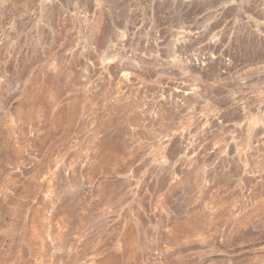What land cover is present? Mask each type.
<instances>
[{"label": "rangeland", "instance_id": "rangeland-1", "mask_svg": "<svg viewBox=\"0 0 264 264\" xmlns=\"http://www.w3.org/2000/svg\"><path fill=\"white\" fill-rule=\"evenodd\" d=\"M0 264H264V0H0Z\"/></svg>", "mask_w": 264, "mask_h": 264}, {"label": "bare ground", "instance_id": "bare-ground-1", "mask_svg": "<svg viewBox=\"0 0 264 264\" xmlns=\"http://www.w3.org/2000/svg\"><path fill=\"white\" fill-rule=\"evenodd\" d=\"M19 113V114H18ZM17 113V115H21L23 116L24 113H26L27 115L29 116H32V117H38V116H44L43 114V109H41L40 107L38 106H32L30 107L29 109H20L19 112ZM58 119V117H54L52 119V123L55 122L56 120ZM25 233V232H24ZM31 235H32V238L31 240H35V238L37 237V234L35 233V230H33L31 232Z\"/></svg>", "mask_w": 264, "mask_h": 264}]
</instances>
